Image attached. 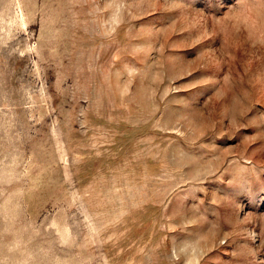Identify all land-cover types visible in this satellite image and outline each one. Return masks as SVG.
Wrapping results in <instances>:
<instances>
[{
    "label": "rangeland",
    "instance_id": "rangeland-1",
    "mask_svg": "<svg viewBox=\"0 0 264 264\" xmlns=\"http://www.w3.org/2000/svg\"><path fill=\"white\" fill-rule=\"evenodd\" d=\"M0 264H264V0H0Z\"/></svg>",
    "mask_w": 264,
    "mask_h": 264
}]
</instances>
